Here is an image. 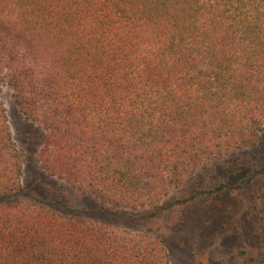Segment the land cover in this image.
Segmentation results:
<instances>
[{
    "label": "trees",
    "instance_id": "trees-1",
    "mask_svg": "<svg viewBox=\"0 0 264 264\" xmlns=\"http://www.w3.org/2000/svg\"><path fill=\"white\" fill-rule=\"evenodd\" d=\"M46 133L44 171L157 216L264 130V0H0V90ZM0 101V264H172L148 231L27 198ZM264 173V160L255 169Z\"/></svg>",
    "mask_w": 264,
    "mask_h": 264
},
{
    "label": "rangeland",
    "instance_id": "rangeland-1",
    "mask_svg": "<svg viewBox=\"0 0 264 264\" xmlns=\"http://www.w3.org/2000/svg\"><path fill=\"white\" fill-rule=\"evenodd\" d=\"M17 146L23 153L27 198L48 204L68 218H86L120 229L148 231L162 239L172 264H264V130L257 145L211 161L185 183L174 187L166 203L203 193L157 216L130 210L81 194L41 166L39 152L46 137L42 126L20 112L8 85L0 90Z\"/></svg>",
    "mask_w": 264,
    "mask_h": 264
}]
</instances>
